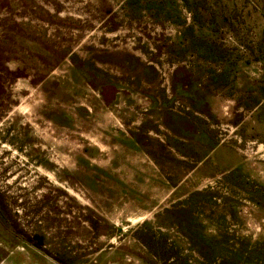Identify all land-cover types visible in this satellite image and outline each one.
<instances>
[{
    "label": "rangeland",
    "instance_id": "rangeland-1",
    "mask_svg": "<svg viewBox=\"0 0 264 264\" xmlns=\"http://www.w3.org/2000/svg\"><path fill=\"white\" fill-rule=\"evenodd\" d=\"M0 264H264V0H0Z\"/></svg>",
    "mask_w": 264,
    "mask_h": 264
}]
</instances>
